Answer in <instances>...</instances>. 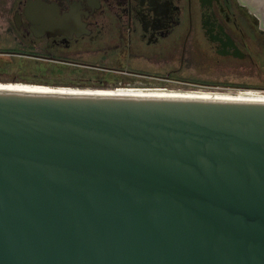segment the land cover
<instances>
[{"label":"water","instance_id":"1","mask_svg":"<svg viewBox=\"0 0 264 264\" xmlns=\"http://www.w3.org/2000/svg\"><path fill=\"white\" fill-rule=\"evenodd\" d=\"M0 264H264V94L0 83Z\"/></svg>","mask_w":264,"mask_h":264},{"label":"flooded vegetation","instance_id":"2","mask_svg":"<svg viewBox=\"0 0 264 264\" xmlns=\"http://www.w3.org/2000/svg\"><path fill=\"white\" fill-rule=\"evenodd\" d=\"M37 6L60 19L58 30L51 35L45 30L37 33L32 27L28 12ZM7 7L13 10L10 19L3 16ZM185 17L190 21L185 22ZM0 28L11 40L16 41L21 39L14 29L19 30L24 37L30 34L45 40L49 45L71 46L85 40H113L117 46L124 45L128 49L140 44L176 40L182 28L183 31L189 30L184 38L186 44L192 37L208 53L240 58L257 56L258 52L264 54V5H253L249 0H0ZM104 50L106 54L109 53L108 49ZM89 65L88 79L97 86L264 89V86L250 84L242 87L237 84H185L175 78L172 71L164 74L136 71L142 76L158 79L123 81L115 77L116 71L123 70L122 67L112 64Z\"/></svg>","mask_w":264,"mask_h":264},{"label":"rangeland","instance_id":"3","mask_svg":"<svg viewBox=\"0 0 264 264\" xmlns=\"http://www.w3.org/2000/svg\"><path fill=\"white\" fill-rule=\"evenodd\" d=\"M249 2L253 5H264V0ZM3 16L7 19L12 18L13 10L7 7ZM184 21L189 22L190 19L185 17ZM14 30L20 41L11 40L0 28L1 81L93 86L91 83L94 81L79 70L91 69L89 64L107 66L112 64L123 68L115 73L116 79L120 78L123 81L158 79H153L155 77L152 76L145 77L137 72L164 74L172 71L175 78L191 85L264 86L263 52L248 58L208 53L207 50L200 48L192 37L186 44L184 38L189 32L187 29L183 31L181 28L176 40L159 44H140L129 49L124 45L117 46L113 40L94 42L85 40L71 46L49 45L45 40L30 34L24 37L19 30ZM104 46L108 49V54Z\"/></svg>","mask_w":264,"mask_h":264},{"label":"bare ground","instance_id":"4","mask_svg":"<svg viewBox=\"0 0 264 264\" xmlns=\"http://www.w3.org/2000/svg\"><path fill=\"white\" fill-rule=\"evenodd\" d=\"M6 84H22V85H37V86H51V87H65V88H79V89H94V90H118V91H157V92H196V93H235V94H264V89H226V88H207V87H169V86H131V85H107V86H78L68 84H45V83H29V82H13L1 81Z\"/></svg>","mask_w":264,"mask_h":264},{"label":"trees","instance_id":"5","mask_svg":"<svg viewBox=\"0 0 264 264\" xmlns=\"http://www.w3.org/2000/svg\"><path fill=\"white\" fill-rule=\"evenodd\" d=\"M90 70V69H89ZM79 72H83L84 75H87L88 74V69L87 70H79Z\"/></svg>","mask_w":264,"mask_h":264}]
</instances>
